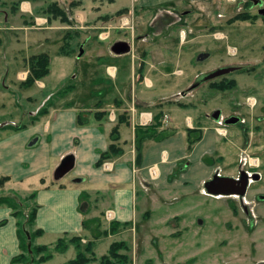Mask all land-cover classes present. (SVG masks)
I'll return each instance as SVG.
<instances>
[{
  "label": "crops",
  "instance_id": "crops-1",
  "mask_svg": "<svg viewBox=\"0 0 264 264\" xmlns=\"http://www.w3.org/2000/svg\"><path fill=\"white\" fill-rule=\"evenodd\" d=\"M204 3L92 4L90 15L85 12L91 29L78 53L67 54L79 62L89 50V59L53 86L49 69L40 86L55 97L43 101L44 111L29 118L32 113H21L17 106L9 128L0 129V192L15 198L31 195L35 227L43 235L80 234L84 220L96 218L108 229L111 223L135 227L143 215L146 225L157 224L154 217L163 225L166 217L188 209L196 191L206 194L203 185L221 172L225 147L209 114L194 109L183 93L195 89L197 57L203 55L201 63L209 57L186 46L199 37L189 32L195 8ZM122 12L120 27L142 24L136 36L131 31L112 36L94 32L91 23L108 25ZM158 12L175 15L169 21ZM180 28L188 32L180 34ZM64 87L68 89L58 94ZM77 91H86V99H75ZM66 158L72 159V168L55 179ZM19 253L12 208L1 204L0 264H18Z\"/></svg>",
  "mask_w": 264,
  "mask_h": 264
},
{
  "label": "rangeland",
  "instance_id": "rangeland-1",
  "mask_svg": "<svg viewBox=\"0 0 264 264\" xmlns=\"http://www.w3.org/2000/svg\"><path fill=\"white\" fill-rule=\"evenodd\" d=\"M98 1L106 0H0V129L9 128L17 106L21 113L30 111L29 118H33L44 111L43 101L55 97L40 86L43 77L26 85L31 76L29 54L47 48L51 86L89 59V50L79 62L67 54L78 53L80 41L91 29L85 12L90 15L91 5ZM204 1L202 9L197 6L192 14L193 30L189 32L199 37L186 46L209 57L202 63L195 60V84L199 83L183 93L194 109L209 114L218 133L223 131L220 139L225 158L218 175L237 179L241 172L246 173L245 196L240 200L196 191L188 209L166 217L163 225H158L157 217L153 218L157 224L146 225L143 215L135 227L108 229L96 218L84 220L80 234L43 235L35 227V216L32 219L36 208L32 196L15 198L0 192V200L5 202L1 204L13 206L17 229L28 250L20 251L24 258L18 264H39L47 254L48 260L40 264H67L78 256L92 259L86 264H264V200L257 199L264 195V16L258 14L264 0ZM122 14L112 16L116 18L108 25L90 22L94 32L112 36L131 31L136 36L142 24L135 21L134 29L131 24L121 28ZM243 17L248 19L240 20ZM187 32L180 28V34ZM211 73L214 75L206 79ZM18 74L25 76L23 81ZM74 93L69 97L86 99V91ZM215 112H219L218 119L213 118ZM254 174L259 175L257 181ZM244 210L249 211L248 217ZM113 243L123 244L125 249L120 245L116 254H110ZM42 246L45 251L40 250ZM59 246L63 251H58Z\"/></svg>",
  "mask_w": 264,
  "mask_h": 264
},
{
  "label": "water",
  "instance_id": "water-1",
  "mask_svg": "<svg viewBox=\"0 0 264 264\" xmlns=\"http://www.w3.org/2000/svg\"><path fill=\"white\" fill-rule=\"evenodd\" d=\"M258 14L264 16V8L258 10ZM82 54V52H80ZM214 74L210 75L212 77ZM219 112H215L214 119H218ZM72 168V159L66 158L58 166L54 173V178L59 179L65 175ZM253 179H259V175L254 174ZM249 177L246 173L242 172L238 179L229 176H220L215 174L212 178L204 183V190L207 195L220 197V196H243L248 186Z\"/></svg>",
  "mask_w": 264,
  "mask_h": 264
},
{
  "label": "trees",
  "instance_id": "trees-1",
  "mask_svg": "<svg viewBox=\"0 0 264 264\" xmlns=\"http://www.w3.org/2000/svg\"><path fill=\"white\" fill-rule=\"evenodd\" d=\"M248 19V17H243V18H240V20H247ZM237 20H239L238 18H237ZM60 52L61 53H63V50H60ZM49 63H50V60H49V55L48 54H46V53H41V54H38V55H34V56H32L31 57V62H30V70H31V76H30V78L27 80V82H26V85L27 86H30L36 79H39V78H42V77H44L45 75H47L48 74V70H49ZM160 120V118L159 119H157L156 121H159ZM78 122L79 123H81L82 122V120L79 118L78 119ZM111 150L113 151V152H115L116 150H115V147H111ZM1 203H5V202H3V201H1L0 200V204ZM6 204H7V202H6ZM9 207H11L12 209H13V206L12 205H9V204H7ZM12 215L13 216H15L16 215V213L15 212H13L12 213ZM35 216V211L32 213V219H33V217ZM17 225V224H16ZM114 226L115 227H117V225L116 224H114V223H111V225H110V229H114ZM111 231V230H110ZM114 231V230H113ZM38 233H40V234H42V231H39L38 230ZM111 233V232H110ZM17 236H18V241H19V248H20V251L22 252V253H27L28 252V250H27V248H26V244H25V242H24V240L22 239V237L20 236V234H19V230L17 229ZM62 245V244H61ZM121 245V247H120V249H125V247H124V245L123 244H117V243H113V244H111V246H110V250H109V253L110 254H113V252H115V254H116V250H115V248L118 246H120ZM63 246H59L57 249H58V251H63ZM40 250H42V251H45V247H40ZM117 256H118V253H117ZM24 257H23V254H21L20 256L18 255L15 259H14V262H21L22 261V259H23ZM48 258H49V255L47 254V255H45L44 257H42V258H40L39 259V264L40 263H43V262H45L46 260H48ZM118 258H120L122 261L124 260H126V257H125V255H119L118 256ZM90 260H92V259H87V258H83V257H80V256H78L77 258H75V259H73V260H71V261H69L67 264H86V263H88ZM105 264H112V263H105Z\"/></svg>",
  "mask_w": 264,
  "mask_h": 264
},
{
  "label": "flooded vegetation",
  "instance_id": "flooded-vegetation-1",
  "mask_svg": "<svg viewBox=\"0 0 264 264\" xmlns=\"http://www.w3.org/2000/svg\"><path fill=\"white\" fill-rule=\"evenodd\" d=\"M125 12V11H124ZM187 13L186 14H190V12H191V10H189V11H186ZM183 15H180V17H182ZM172 19V18H174V15H168V16H166V19ZM173 22H175V21H173ZM164 25V24H163ZM203 56V55H202ZM202 56H198L197 57V59L199 60V59H201L202 58ZM212 74V73H211ZM211 74H209L208 76H206L205 78L206 79H208V77L211 75ZM199 82L197 81L196 82V84H195V86L194 87H196V85L198 84ZM242 173V172H241ZM240 173V174H241ZM240 174H239V176H240ZM239 178V177H238ZM237 178V179H238ZM257 181V180H256ZM246 194V193H245ZM245 194L243 195V196H238V195H232V196H224V197H233V196H235V197H237V198H239L240 200L245 196ZM223 197V196H222ZM257 199H260V200H264V195H257ZM244 212L247 214L246 216L248 217V215H250V213H249V211L248 210H244ZM250 217V216H249Z\"/></svg>",
  "mask_w": 264,
  "mask_h": 264
},
{
  "label": "built area",
  "instance_id": "built-area-1",
  "mask_svg": "<svg viewBox=\"0 0 264 264\" xmlns=\"http://www.w3.org/2000/svg\"><path fill=\"white\" fill-rule=\"evenodd\" d=\"M166 120H167V119H166V117H165V118H164V120H163V121H164V123H166ZM222 132H223V131H221L220 133H222Z\"/></svg>",
  "mask_w": 264,
  "mask_h": 264
}]
</instances>
